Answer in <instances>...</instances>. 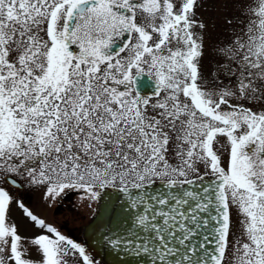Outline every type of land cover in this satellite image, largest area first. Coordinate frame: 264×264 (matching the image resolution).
Returning a JSON list of instances; mask_svg holds the SVG:
<instances>
[{
    "label": "snow or ice",
    "instance_id": "6c2138e0",
    "mask_svg": "<svg viewBox=\"0 0 264 264\" xmlns=\"http://www.w3.org/2000/svg\"><path fill=\"white\" fill-rule=\"evenodd\" d=\"M207 5L0 0V264H35L29 248L38 264H101L13 195L73 190L110 191L94 240L119 264H264V0L219 49V88L202 68Z\"/></svg>",
    "mask_w": 264,
    "mask_h": 264
},
{
    "label": "rangeland",
    "instance_id": "374dc122",
    "mask_svg": "<svg viewBox=\"0 0 264 264\" xmlns=\"http://www.w3.org/2000/svg\"><path fill=\"white\" fill-rule=\"evenodd\" d=\"M251 0H208V11L203 9L198 10V15L202 20L209 25L207 32L205 33V53L202 61V68L205 74H224L223 65L228 62L222 58L219 49L223 47L227 42L234 39L233 32H239L241 22L246 24L245 16L243 15V9L250 3ZM227 19H236V23L229 25L225 21ZM219 70V71H218ZM20 193L13 191L14 196H18ZM34 200L30 204V207L42 215L46 222L52 223L57 226L62 233L64 232L63 226L57 223L60 217L56 215V223L52 221L53 215L51 214V201H44L41 198L39 191L31 192ZM86 206L82 208L86 214L91 211L93 207V200L89 198H83ZM12 219L19 227L20 234L24 237H32L39 233L26 217H24L22 210L16 207L15 204L12 206ZM95 257V256H94ZM27 258L32 259L35 264H38L40 260V254L35 248H29ZM96 260L100 261L95 257ZM101 262V261H100ZM103 264V263H101Z\"/></svg>",
    "mask_w": 264,
    "mask_h": 264
},
{
    "label": "flooded vegetation",
    "instance_id": "af4514ba",
    "mask_svg": "<svg viewBox=\"0 0 264 264\" xmlns=\"http://www.w3.org/2000/svg\"><path fill=\"white\" fill-rule=\"evenodd\" d=\"M208 73L209 74H205L207 80V87L219 88L223 87L228 83V80L224 76V74H211L210 71H208ZM152 87L153 85L151 81L148 80L146 76L141 77L137 80V89L142 94H149L152 91ZM223 158L225 159V161L227 160V153L224 154ZM203 171L204 169L201 166V172ZM18 196L24 199L26 205L34 212V214H36L40 218H43L42 215L38 214L30 207V204L34 200V198H32L31 192H21ZM83 198L91 199L89 193L82 190H73L69 191L66 198H64L62 201L58 203H54L51 201L52 206L50 211L53 217L51 219L52 221H49L56 223V215H58L60 217V220L57 223L63 225L60 227H63L64 232L67 233V235H70L76 241L81 243H83L81 235L82 225L89 220L95 210V205L97 203V200H93V207L91 211L86 214L82 210V208H84L87 204L86 202L84 203ZM232 230L236 234H239L241 230L239 225V217L237 216L235 210H233L232 212Z\"/></svg>",
    "mask_w": 264,
    "mask_h": 264
},
{
    "label": "water",
    "instance_id": "95a60500",
    "mask_svg": "<svg viewBox=\"0 0 264 264\" xmlns=\"http://www.w3.org/2000/svg\"><path fill=\"white\" fill-rule=\"evenodd\" d=\"M103 199L97 200L95 210L89 220L83 224L82 226V241L83 244L87 245L90 252L100 261L106 264H119V260L123 258L117 257L115 253H111L110 251L101 246L100 243L95 242L94 237H99V229L100 231H104L101 227L103 223V213L105 204L111 199V193L102 192Z\"/></svg>",
    "mask_w": 264,
    "mask_h": 264
}]
</instances>
